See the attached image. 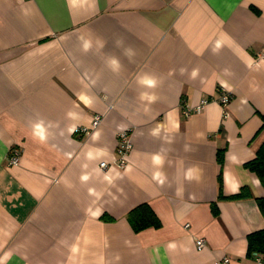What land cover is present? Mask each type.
<instances>
[{"label": "crops", "instance_id": "crops-1", "mask_svg": "<svg viewBox=\"0 0 264 264\" xmlns=\"http://www.w3.org/2000/svg\"><path fill=\"white\" fill-rule=\"evenodd\" d=\"M262 53L264 0H0V264H262L255 199L217 198L264 195Z\"/></svg>", "mask_w": 264, "mask_h": 264}, {"label": "trees", "instance_id": "trees-1", "mask_svg": "<svg viewBox=\"0 0 264 264\" xmlns=\"http://www.w3.org/2000/svg\"><path fill=\"white\" fill-rule=\"evenodd\" d=\"M262 120L261 128H264V113L260 114ZM218 161H222V149L218 151ZM245 166L255 172L262 184H264V141L256 150L254 158L247 161ZM253 197L258 205L262 215H264V195L253 196L249 186L243 185L239 190L230 195H223L221 193V176L218 175V199H242ZM127 218L133 229L138 232L147 227H159L160 220L152 208L147 203H139L132 207L127 212ZM247 254H259L261 256L262 264H264V228L255 230L247 235Z\"/></svg>", "mask_w": 264, "mask_h": 264}, {"label": "built area", "instance_id": "built-area-1", "mask_svg": "<svg viewBox=\"0 0 264 264\" xmlns=\"http://www.w3.org/2000/svg\"><path fill=\"white\" fill-rule=\"evenodd\" d=\"M262 57H264V53H262ZM230 96L227 92H221L218 96V101L222 106H226L229 102ZM207 100H203L201 104L197 105L195 108L191 106H183V112L185 114L190 113L193 109H199L200 107L205 104ZM223 113L226 114V111L223 110ZM100 122V116L99 115H94L93 120H92V127H95L98 123ZM77 132H82V133H89L90 128H85V127H77L75 129ZM132 147V142L130 139V135L128 130H121L117 133V147H116V153H117V163L120 166L125 165L126 160H127V154L129 150ZM19 160V153L16 148H11L8 161L10 164H16ZM101 167H105L106 163L101 162L100 163ZM196 245L197 248H202L204 245L203 239L202 238H197L196 239Z\"/></svg>", "mask_w": 264, "mask_h": 264}]
</instances>
